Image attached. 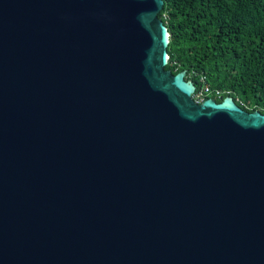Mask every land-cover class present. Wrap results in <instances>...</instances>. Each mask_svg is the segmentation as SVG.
I'll list each match as a JSON object with an SVG mask.
<instances>
[{"label": "water", "instance_id": "95a60500", "mask_svg": "<svg viewBox=\"0 0 264 264\" xmlns=\"http://www.w3.org/2000/svg\"><path fill=\"white\" fill-rule=\"evenodd\" d=\"M163 0H0V264H264V113L165 68Z\"/></svg>", "mask_w": 264, "mask_h": 264}, {"label": "trees", "instance_id": "16d2710c", "mask_svg": "<svg viewBox=\"0 0 264 264\" xmlns=\"http://www.w3.org/2000/svg\"><path fill=\"white\" fill-rule=\"evenodd\" d=\"M170 33L165 68L198 74L212 89L264 113V0H163Z\"/></svg>", "mask_w": 264, "mask_h": 264}, {"label": "built area", "instance_id": "2783aa9c", "mask_svg": "<svg viewBox=\"0 0 264 264\" xmlns=\"http://www.w3.org/2000/svg\"><path fill=\"white\" fill-rule=\"evenodd\" d=\"M193 72L188 73L187 76L191 75ZM198 81H199V87L198 89H195L194 93L192 94L193 99L196 102H201L204 100L206 97L210 96L213 97L214 99H219L223 95L224 91L221 89H212L209 85V83L206 81V76L202 73L198 74ZM235 101H239L242 103L239 98H236Z\"/></svg>", "mask_w": 264, "mask_h": 264}]
</instances>
